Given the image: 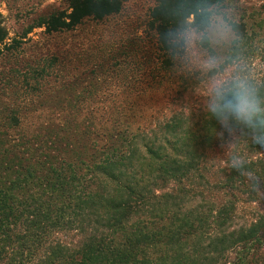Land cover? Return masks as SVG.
Listing matches in <instances>:
<instances>
[{
	"label": "trees",
	"instance_id": "1",
	"mask_svg": "<svg viewBox=\"0 0 264 264\" xmlns=\"http://www.w3.org/2000/svg\"><path fill=\"white\" fill-rule=\"evenodd\" d=\"M68 2V13L42 23L48 33L119 15L126 0ZM195 3L160 0L151 11L168 73L184 60L172 56L163 35L194 15ZM6 37L0 26V46ZM57 109L65 117L39 125L37 136H0V264H258L264 218L235 227L245 198L253 206L264 201V148L247 129L238 128L229 145L208 113L194 126L175 118L146 134L135 126L139 109ZM96 111H103L99 125L92 123ZM82 116L91 122L84 130L77 125ZM233 151L251 178L230 158L209 165L212 156ZM66 229L88 236L70 248L54 239Z\"/></svg>",
	"mask_w": 264,
	"mask_h": 264
},
{
	"label": "rangeland",
	"instance_id": "2",
	"mask_svg": "<svg viewBox=\"0 0 264 264\" xmlns=\"http://www.w3.org/2000/svg\"><path fill=\"white\" fill-rule=\"evenodd\" d=\"M159 1L126 0L119 15L48 33L42 23L68 13V0H0V26L7 33L0 46V136H37L39 125L65 117L57 106L139 109L135 126L146 134L175 118L188 126L200 122L207 113L203 73L195 60H184L174 74L163 68L150 29V14ZM225 6L238 18L242 43L237 52L245 57L251 77L264 86V0H231ZM207 52L202 47L199 54ZM101 113L93 112V124H100ZM89 123L82 116L77 125L84 130ZM30 125L34 129L27 130ZM229 158L228 153L214 155L209 165H224ZM259 216L264 218V201L253 206L245 198L235 227ZM87 236L66 229L54 239L76 248ZM255 262L264 264V255Z\"/></svg>",
	"mask_w": 264,
	"mask_h": 264
},
{
	"label": "clouds",
	"instance_id": "3",
	"mask_svg": "<svg viewBox=\"0 0 264 264\" xmlns=\"http://www.w3.org/2000/svg\"><path fill=\"white\" fill-rule=\"evenodd\" d=\"M180 14L188 13L181 8ZM193 14L170 29L163 39L174 58L195 60L204 76L207 91L205 110L228 135L229 145L237 141L238 128L248 130L251 140L264 148V86L250 75L244 56L237 52L242 43L238 18L224 0H196ZM206 47V55L200 49ZM230 166L240 175L251 178L247 162L238 152L230 156Z\"/></svg>",
	"mask_w": 264,
	"mask_h": 264
}]
</instances>
